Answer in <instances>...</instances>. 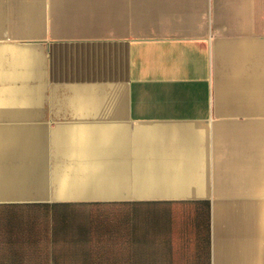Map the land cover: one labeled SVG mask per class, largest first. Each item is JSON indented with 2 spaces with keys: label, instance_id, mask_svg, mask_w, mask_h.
<instances>
[{
  "label": "crops",
  "instance_id": "crops-1",
  "mask_svg": "<svg viewBox=\"0 0 264 264\" xmlns=\"http://www.w3.org/2000/svg\"><path fill=\"white\" fill-rule=\"evenodd\" d=\"M0 264H264V0H0Z\"/></svg>",
  "mask_w": 264,
  "mask_h": 264
}]
</instances>
